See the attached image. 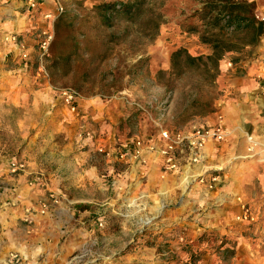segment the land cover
Listing matches in <instances>:
<instances>
[{
    "label": "crops",
    "instance_id": "0c3cea01",
    "mask_svg": "<svg viewBox=\"0 0 264 264\" xmlns=\"http://www.w3.org/2000/svg\"><path fill=\"white\" fill-rule=\"evenodd\" d=\"M244 1L255 2V14L264 23V0ZM11 39L13 36L1 32L0 113L11 117L14 108H21L17 121L20 138L29 142L22 147L18 160H0V264H71L72 253L85 251H89V264H158L159 260L154 255L151 259L150 255L157 250L159 239L151 243L152 237L167 239L179 235L188 230V221L194 218L219 220L216 234L231 242L219 250L228 246L233 251L227 263L264 264V252L261 254L251 247L247 240L237 244L236 230L223 226L228 221L230 224L233 216L236 219L242 215L246 202L237 193L235 183L221 174L222 142L207 141L200 162L188 165L183 156L179 158L178 170L165 171L158 145L151 151L143 145L139 156L134 155L129 145L127 156L122 160L117 158L115 150L138 136L125 137L118 133L112 115L103 112L105 105L101 102L98 105L89 101V123L85 121L87 114L79 117L85 134L59 133L62 123L54 112L55 102L53 106L52 102H40L41 114L31 121L28 103L13 95V82L22 77L16 74L21 66L17 70L7 69L8 58L13 61L23 50H15ZM201 46L206 48V55L210 53L209 48ZM229 56L219 64L220 90L224 94L222 108L202 118L199 127L213 126V115L223 113L235 138L246 135L242 156L245 159L257 156L259 162L257 151H248V138L264 144L259 115V107L264 104L260 90L248 82L264 78V34L256 47ZM231 58L238 62L228 68ZM16 89L23 90V85ZM39 91L51 97L46 88ZM97 105L102 107L101 113ZM78 106L76 99L75 116L80 115ZM121 116L126 117V112ZM77 125L80 126L79 119ZM246 129L251 135L245 133ZM146 137L144 134L140 138ZM236 146L237 143H232L230 151L234 149L232 159L237 156L235 160H238ZM13 163H21L23 168L13 171ZM259 166L264 171L260 162ZM201 174H207L205 181L208 176H216L211 189L191 182L190 179ZM191 196L196 200L191 202ZM193 203L197 206L191 208L189 204ZM41 205H46V209L41 211ZM205 227L200 230L206 231ZM127 247L129 252L123 255Z\"/></svg>",
    "mask_w": 264,
    "mask_h": 264
},
{
    "label": "rangeland",
    "instance_id": "374dc122",
    "mask_svg": "<svg viewBox=\"0 0 264 264\" xmlns=\"http://www.w3.org/2000/svg\"><path fill=\"white\" fill-rule=\"evenodd\" d=\"M129 1L0 0V34L6 32L8 37L13 36L11 40L15 50H23L13 61L8 58L9 70H17L25 65L24 71L20 67L16 73L22 74V77L14 80L13 95L15 99L28 103L31 121L41 114L40 102H52V106L55 102L54 112L59 123H62L61 129L58 128L59 133L72 135L82 131L85 134L79 117L82 113L87 114L85 121L89 123V101H94L98 105L100 102L105 105L103 108L97 105V108L100 113L102 108L104 113L107 111L112 115L118 133L125 137H144V134L156 137L163 130L200 128L202 118L211 116L213 111L220 112L224 94L220 90L219 77L216 78L214 91L207 86L197 85L190 77L182 80L169 77L170 56L177 48L186 49L192 56L206 55V48L199 44L197 38L190 34L183 36L178 26L188 17L198 0H150L136 23H127L115 17L113 28L100 25L93 11L95 6ZM59 6L62 8L60 14L57 12ZM158 13L163 20L156 32ZM47 15L53 19L47 18ZM43 42L48 43L45 50L42 48ZM235 59H229L228 68L233 66ZM159 72H164L165 77L157 76ZM255 79L248 83L260 90L264 104V78ZM171 81L172 85L166 86ZM20 84L23 90L16 89ZM43 88L51 97L47 98L45 92L39 91ZM63 89L76 93L79 116H75L77 112L71 111L62 100H57L59 91ZM195 99L199 102H194ZM128 101L139 103L144 111L130 106ZM206 103L212 105L209 110ZM120 106H124V109L119 110ZM259 108L264 127V107ZM20 109L14 108L9 118L0 113V160L3 162L12 158L18 160L22 147L29 142L20 138V127L17 125ZM123 112H126V117L121 116ZM214 116L212 125L221 123L227 132L222 142L220 159L224 168L221 174L235 183L237 193L245 199V208H250L253 215V220L246 221L247 224L233 216L230 224L228 221L223 226L236 230L234 236L237 244L247 240L251 247L264 252V171L259 166L257 156L249 159L242 156L246 135L235 138L223 113ZM76 119H79L80 126L76 127ZM116 119L123 120L118 122ZM39 143L43 146V142ZM232 143H237L238 160H235L237 156L232 159ZM189 200L195 201L196 197L191 196ZM189 205L191 208L197 206L195 203ZM31 212L28 210V213ZM206 219L189 220L190 226H182H188V230L167 238L169 240L152 237L151 243L159 240L156 242L157 250L150 255L151 259L154 255L155 260H159L158 264H230L227 260L233 253L228 248L231 242L225 236L216 234L219 220ZM204 227L206 231L200 230ZM147 241L149 244L150 239ZM222 245L228 246L220 251ZM128 252H123V255ZM70 260L71 264H89V251L72 253Z\"/></svg>",
    "mask_w": 264,
    "mask_h": 264
},
{
    "label": "trees",
    "instance_id": "16d2710c",
    "mask_svg": "<svg viewBox=\"0 0 264 264\" xmlns=\"http://www.w3.org/2000/svg\"><path fill=\"white\" fill-rule=\"evenodd\" d=\"M149 2L150 0H131L126 3H102L95 6L93 11L101 26L113 28L115 17L127 23H136ZM196 4L178 26L182 32L195 36L199 44L210 49V53L192 56L186 49L177 48L170 56L169 77H176L178 80L190 77L197 85L207 86L214 91L220 62L229 55L256 47L264 34V23L255 14L254 1L198 0ZM156 20L157 32L163 16L158 13ZM237 62V59L233 61ZM157 76L165 77V73L159 72ZM171 85L172 81L166 84ZM194 102L199 100L195 99ZM211 106L206 103L208 110Z\"/></svg>",
    "mask_w": 264,
    "mask_h": 264
},
{
    "label": "built area",
    "instance_id": "2783aa9c",
    "mask_svg": "<svg viewBox=\"0 0 264 264\" xmlns=\"http://www.w3.org/2000/svg\"><path fill=\"white\" fill-rule=\"evenodd\" d=\"M58 14L62 12V8L59 6L57 8ZM47 18H52L51 15H47ZM53 19V18H52ZM47 42L42 43L43 50L46 49ZM61 100L70 107L71 111H74V102L77 95L74 91L70 89L60 90L58 93ZM130 106L135 107L139 111H144V108L135 101H128ZM227 137V132L223 128L222 124L211 126L209 128H194V129H171L163 130L159 132L156 137L150 136L145 139L143 138H130L127 143L122 144L115 150V155L118 159H124L127 156L126 149L127 146L131 145L134 155L139 156L143 145L146 146L147 150L151 151L155 149L158 145L159 153L164 159V169L165 171H175L178 170V161L180 157L185 156L186 163L188 165H194L202 160V150L209 140H214L216 142H223ZM250 147L249 152L257 151L256 154L259 156V162L264 167V144L255 143L251 138H248ZM258 148V149H257ZM106 156H109L106 154ZM21 163H13L11 169L17 171L22 169ZM207 174H201L196 178L190 179L192 183H198L200 185H205L207 188L211 189L214 183L217 181L216 176H208L207 181H205ZM46 208L45 205H41V211ZM240 221H251L253 217L249 209L243 207L242 215L237 217Z\"/></svg>",
    "mask_w": 264,
    "mask_h": 264
}]
</instances>
